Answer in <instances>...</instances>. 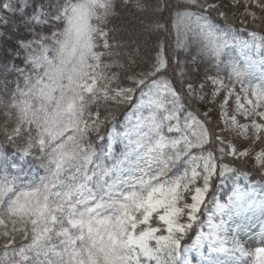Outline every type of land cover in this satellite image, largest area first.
<instances>
[{"label":"snow or ice","instance_id":"6c2138e0","mask_svg":"<svg viewBox=\"0 0 264 264\" xmlns=\"http://www.w3.org/2000/svg\"><path fill=\"white\" fill-rule=\"evenodd\" d=\"M0 27V264H264V200L257 239L211 191L264 179V0H0Z\"/></svg>","mask_w":264,"mask_h":264},{"label":"rangeland","instance_id":"374dc122","mask_svg":"<svg viewBox=\"0 0 264 264\" xmlns=\"http://www.w3.org/2000/svg\"><path fill=\"white\" fill-rule=\"evenodd\" d=\"M243 38V37H242ZM245 39V38H243ZM247 40H251V38L248 36ZM246 50H242L239 46H234L233 49L230 52V55L233 59L239 61L240 63H243L242 56L243 53ZM256 59H259V57H255ZM260 66L257 65V68L255 70V75L258 77L260 74ZM123 145L117 144L115 145V152L118 154L122 150ZM17 162H19V159L17 157ZM25 167V165H24ZM214 185V184H213ZM221 188H224L225 186L223 184L220 185ZM239 186V188L245 190L248 195L252 198V200L256 201V206L251 207L247 212H246V221L245 223L250 226V228L253 230V233L257 234V239H258V233L260 232L259 224H260V211H259V202L261 200H264V183L261 182H251L250 176L244 177L241 176L239 180H235L234 184L232 185V189L229 194H227L224 199H221V197L217 196L216 198L219 199L221 203H227L228 197L232 195L233 189ZM214 188V187H213ZM212 188V189H213ZM221 190H220V195H221ZM209 201H211V197L209 196ZM209 208H212L213 205L211 202L208 204ZM204 229L208 231L207 226H204ZM252 233H250L248 236H243L242 238L245 240V242L248 244L249 247H254L255 244L252 241ZM193 244V243H192ZM192 246V245H191ZM191 246L189 249H191ZM204 252V257H207L209 255L208 250H207V242H205V247L202 249ZM189 259L191 261V264H201L203 257L200 256L199 253L195 252L194 250L189 253Z\"/></svg>","mask_w":264,"mask_h":264},{"label":"trees","instance_id":"16d2710c","mask_svg":"<svg viewBox=\"0 0 264 264\" xmlns=\"http://www.w3.org/2000/svg\"><path fill=\"white\" fill-rule=\"evenodd\" d=\"M29 12H31V9H29ZM8 15L12 16V14H10V13ZM235 23L237 24V26H239L238 21ZM5 27L10 29L9 36L12 37L11 43H13V44L15 43V37L13 36V34H15V36H29L30 35V29L25 27L23 22H21L18 19V14H16V16H12L10 24L5 26ZM3 30H4V27H0V31H3ZM241 36L245 39L248 38V36L244 35L243 33H241ZM173 47H174V45H173ZM4 48H7L9 53L11 52V48L9 45L0 44V50H2ZM179 55H180L181 59L184 58V54L182 52ZM22 60H23V56L13 58V62L16 63L17 65H20V66H23ZM202 71H203V69L201 68V72ZM13 78H14V76H9V80H12ZM123 120H124V116H123V113L121 112L120 114H118V121L122 123ZM106 131H107V129L105 130V132ZM12 151L13 150L11 149L10 146H5V149H4L5 155L11 156ZM234 166L240 168L242 171L248 172L249 173L248 176H250L252 183H254V182L264 183V179H262L260 173L253 170L250 164L238 163ZM28 167H29V165L26 164L25 168H28ZM39 172L41 175L44 174L42 169H39ZM234 182L235 181L233 179H228V180H225L223 183H221L220 178H215L214 179V185H213L214 188L211 191L215 194L216 197L219 196V197H221V199H224V197L230 193V191L232 189V185L234 184ZM221 184H223L225 187L221 188V186H220ZM220 190L222 191L221 195H220ZM210 197H211V195H210ZM202 219L206 220V217H202ZM203 230L205 232H207L205 229H203ZM199 231H200V229H195L189 233V235L185 238V241H184L185 247L189 248L192 245V243L196 239V236H197Z\"/></svg>","mask_w":264,"mask_h":264}]
</instances>
